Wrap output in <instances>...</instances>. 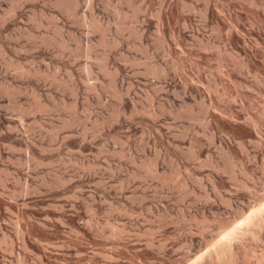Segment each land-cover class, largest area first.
I'll use <instances>...</instances> for the list:
<instances>
[{"label": "rangeland", "instance_id": "374dc122", "mask_svg": "<svg viewBox=\"0 0 264 264\" xmlns=\"http://www.w3.org/2000/svg\"><path fill=\"white\" fill-rule=\"evenodd\" d=\"M0 264H264V0H0Z\"/></svg>", "mask_w": 264, "mask_h": 264}, {"label": "bare ground", "instance_id": "6f19581e", "mask_svg": "<svg viewBox=\"0 0 264 264\" xmlns=\"http://www.w3.org/2000/svg\"><path fill=\"white\" fill-rule=\"evenodd\" d=\"M154 172H155V171H154ZM154 175H155V176H158L156 172H155V174H154Z\"/></svg>", "mask_w": 264, "mask_h": 264}]
</instances>
